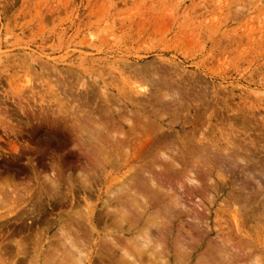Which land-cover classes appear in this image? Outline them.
<instances>
[{"label":"rangeland","instance_id":"1","mask_svg":"<svg viewBox=\"0 0 264 264\" xmlns=\"http://www.w3.org/2000/svg\"><path fill=\"white\" fill-rule=\"evenodd\" d=\"M140 187L179 264H264V0H0V249L100 264Z\"/></svg>","mask_w":264,"mask_h":264},{"label":"bare ground","instance_id":"2","mask_svg":"<svg viewBox=\"0 0 264 264\" xmlns=\"http://www.w3.org/2000/svg\"><path fill=\"white\" fill-rule=\"evenodd\" d=\"M96 117V116H95ZM135 135V134H134ZM145 174V172H143ZM46 177V176H45ZM81 177V176H80ZM83 177V175H82ZM148 177V176H147ZM152 177V176H151ZM85 178V177H84ZM153 178V177H152ZM50 179V178H49ZM149 179V178H148ZM81 180V179H80ZM87 180V179H86ZM150 180V179H149ZM54 181V180H53ZM140 181V180H139ZM153 180H151L152 182ZM189 181V180H188ZM58 182V181H57ZM147 182V180H146ZM149 182V181H148ZM151 182H149L151 184ZM155 182V181H154ZM141 183V181H140ZM139 183V184H140ZM153 183V182H152ZM147 184V183H146ZM163 184V183H162ZM164 185V184H163ZM141 186V185H140ZM154 186V185H153ZM151 185V187H153ZM158 186H161V185H158ZM167 186V185H166ZM26 187V186H25ZM125 187V186H124ZM131 187V186H130ZM135 187V186H134ZM139 187V185H138ZM4 188V187H3ZM121 188V187H120ZM137 188V187H136ZM141 188V187H140ZM146 188V187H145ZM159 188V187H158ZM161 188V187H160ZM159 188V189H160ZM152 189V188H151ZM163 189V188H161ZM166 189V188H165ZM124 190V189H123ZM127 190V189H126ZM138 191H134L132 193V191H130L132 194V196H134L133 198L131 197V203L133 208L135 209V214L137 213V215L139 216L138 217V220L136 222H133L132 218L134 217H131L129 215V211L127 212H124V208H121L116 211L117 214L120 215L119 219L122 220L123 219V225H124V231L126 229V231L131 235L130 238L127 239V241H125L124 243L120 242V243H117L115 241H112V240H109V238H107V244H106V248L103 252H101L102 254H100V258L98 256V259L100 260V264H143V258L146 259L145 262H147V264H164V261H163V255H166L168 257V259H170V263L171 264H179L180 262H182L188 255L189 251H191L189 249V246L186 244H182L181 241H179L180 243L178 242H171L170 238H168L167 240V246L164 245V241L161 242L159 239H157V237H155V239L153 238V235L155 233H158L159 230L157 231V227L158 226V221H160V217L155 215V216H152V217H144L146 218L145 221L143 219V213L144 211L149 207V203L146 199V191H144L143 187L141 189H137ZM158 190V189H157ZM168 190V189H167ZM166 190V191H167ZM9 191V190H7ZM11 191V190H10ZM34 191V190H33ZM47 191V190H46ZM148 191V190H147ZM152 191H154V188L152 189ZM151 191V192H152ZM165 191V190H164ZM2 194H3V191H1ZM16 191L12 192L13 194L15 193ZM22 192V191H21ZM110 192V191H109ZM149 192H150V188H149ZM149 192L148 195L150 194ZM5 193V192H4ZM112 193V192H111ZM158 193H160V190H158ZM9 194V193H8ZM57 194V193H56ZM146 194V195H145ZM153 194V193H152ZM157 194V193H156ZM154 194V195H156ZM169 194V193H168ZM7 195V193L5 194ZM4 195V196H5ZM23 195V194H22ZM153 195V197H154ZM159 195V194H158ZM156 195V196H158ZM11 196V195H10ZM16 196V195H15ZM25 196V195H24ZM40 196V195H39ZM38 196V198H39ZM154 197L155 199L157 197ZM164 196V195H163ZM163 196H161L160 198H162ZM166 196V195H165ZM170 196V195H169ZM14 196H11L10 198L9 197H6L5 196V199L4 197L2 196V198L0 197V209L3 210V209H6L7 206H4V204H10L11 201L14 199L13 198ZM18 197V196H17ZM16 197V198H17ZM20 197V196H19ZM125 197V196H124ZM128 197V198H130ZM167 197V196H166ZM165 197V198H166ZM113 198V197H112ZM136 198V199H135ZM152 198V199H154ZM159 198V199H160ZM164 198V199H165ZM173 198H176L175 195ZM35 199V197H34ZM133 199V200H132ZM138 199V200H137ZM150 199V198H149ZM158 199V198H157ZM156 199V200H157ZM16 200V199H14ZM163 200V198H162ZM169 200V199H168ZM21 201V200H20ZM33 201V200H31ZM154 201V200H153ZM153 201H151V204L153 203ZM159 201V200H158ZM10 202V203H9ZM15 202V201H14ZM39 202V201H38ZM157 202V201H155ZM161 202V201H160ZM169 202H171V208L172 209L176 203H173L175 202V200L172 202V201H168V205ZM18 203V202H17ZM16 203V204H17ZM12 204V203H11ZM15 204V206H16ZM19 204V203H18ZM154 204V203H153ZM167 204H165V206L160 205L162 207L167 208ZM30 205V204H29ZM34 205V204H33ZM178 205V204H177ZM182 205V204H181ZM2 206V207H1ZM4 206V208H3ZM173 206V207H172ZM119 207V205H118ZM177 207V206H175ZM35 208V207H34ZM117 208V207H116ZM132 208V209H133ZM184 208V207H183ZM169 209V207H168ZM15 210V209H14ZM110 210V209H109ZM154 210V209H153ZM159 210V209H158ZM167 210V209H166ZM184 210V209H183ZM112 211V210H111ZM162 211L164 212V210L162 209ZM172 211V210H171ZM176 211V210H175ZM32 214H33V211H31ZM36 212V211H35ZM114 212V211H113ZM29 213V212H28ZM126 213H127V216H126ZM146 213V212H145ZM154 213V212H153ZM157 213V212H155ZM168 213L169 210H168ZM9 214V213H8ZM148 214V213H147ZM146 214V215H147ZM85 215V214H84ZM9 216V215H8ZM80 216V215H79ZM148 216V215H147ZM168 216V215H167ZM171 216V215H170ZM21 219V217H19ZM164 220V218H161ZM117 220V219H116ZM169 220V219H168ZM237 220V219H236ZM119 221V220H118ZM144 221V222H143ZM78 222V221H77ZM165 222V221H164ZM164 222L162 223V220H161V223L160 224H164ZM121 223V222H120ZM134 223V224H133ZM77 224V223H76ZM171 224V223H170ZM122 225V224H121ZM127 225V227H126ZM72 226V225H71ZM162 226V225H160ZM170 226V225H169ZM74 227V226H73ZM119 227V225H118ZM121 227V226H120ZM84 228V227H83ZM62 229V228H61ZM94 229V228H93ZM165 229H168L167 227ZM77 230V229H75ZM74 230V231H75ZM171 230V229H170ZM2 231V230H1ZM157 231V232H156ZM162 231V230H161ZM165 231V230H163ZM60 232V231H59ZM62 232V231H61ZM80 232V231H79ZM166 232V231H165ZM164 232V233H165ZM5 233V232H4ZM77 233V232H76ZM74 233V234H76ZM162 233V232H161ZM59 234V233H58ZM61 234V239L60 241L62 240L63 242H61L60 244V247L62 248V252L59 254V248L55 249L56 254L53 255V252H50L51 253V256H50V253L49 255H45L43 254L42 252H39L38 250L41 248H43L39 243H37L36 245L34 244V247L31 249V253L29 252V246L28 245L26 246L24 243H26L24 241V243H14V245L12 247H5V249L3 250L2 248L0 249V264H84V262L88 259L87 258V255L90 254L91 251H89V253L86 255L84 254L85 250L88 251L86 249V246H89V245H85V239L87 238H83L81 240V234L78 233L79 235L81 236H77L75 237L74 235H70L69 233H60ZM166 234V233H165ZM163 234V235H165ZM168 236H171L172 235V232H168L167 233ZM59 237V236H58ZM166 237V235H165ZM28 238V237H27ZM35 238V237H34ZM163 238V237H162ZM172 238V237H171ZM177 239H179L177 237ZM182 239V238H181ZM25 240V239H24ZM37 240V239H36ZM58 240V239H57ZM104 240V238H103ZM27 241V240H26ZM59 241V240H58ZM106 241V240H105ZM104 241V242H105ZM11 242V241H10ZM22 242V241H21ZM88 242V241H87ZM191 242V241H190ZM12 243V242H11ZM31 243V242H30ZM189 243V242H188ZM5 244V243H4ZM101 244V243H100ZM9 245V243H8ZM7 245V246H8ZM2 246V245H1ZM33 246V245H32ZM31 246V247H32ZM37 246V247H36ZM100 246V245H99ZM214 246V245H213ZM216 246V245H215ZM28 247V248H27ZM59 247V246H58ZM50 248V246L48 247V249ZM52 248V247H51ZM51 248H50V251H51ZM218 249V248H217ZM3 250V251H2ZM46 250V249H45ZM54 251V249H52ZM61 250V249H60ZM220 250V248H219ZM216 253L213 252L211 255H213L214 253H216L218 256V259L219 261V264H237V263H233V261L235 260H231L230 257L229 259L231 260V262L229 261L228 263V259L224 258L225 256L221 257L220 253L222 251V248H221V251H219ZM229 250H230V247H229ZM232 250V248H231ZM234 250V249H233ZM42 251V250H41ZM54 251V252H55ZM224 251V250H223ZM226 251V250H225ZM114 252H119V255L117 256ZM211 252V250H210ZM232 252V251H230ZM239 252V251H238ZM86 253V252H85ZM209 252H207L208 254ZM234 253V251H233ZM31 254V255H30ZM206 254V255H207ZM56 255V257H55ZM92 255V254H91ZM99 255V254H97ZM217 255H213L211 256L212 257V261H210L209 259V262H207V264H215V260L217 259ZM233 255V254H232ZM247 255V254H246ZM228 256H231L228 255ZM55 257V258H54ZM204 257V256H203ZM203 257H201V260L203 261L202 264H206V262L204 263V261L208 260V259H202ZM216 257V259H215ZM91 258V257H90ZM184 258V259H183ZM200 258V257H199ZM198 258V260H199ZM233 258V257H232ZM165 259V258H164ZM187 259V258H186ZM190 259V258H189ZM214 259V260H213ZM234 259V258H233ZM255 259V258H254ZM89 260V259H88ZM96 260V259H95ZM197 260V259H196ZM200 260V261H201ZM238 260V259H236ZM92 261V260H91ZM94 261V260H93ZM186 261V260H185ZM245 261V260H244ZM251 261V260H250ZM253 261V260H252ZM88 262V261H87ZM168 264V262H165ZM250 263V262H249ZM88 264V263H86ZM90 264V263H89ZM92 264V262H91ZM99 264V263H98ZM192 264H195L192 263ZM217 264V263H216ZM248 264V263H247Z\"/></svg>","mask_w":264,"mask_h":264},{"label":"clouds","instance_id":"3","mask_svg":"<svg viewBox=\"0 0 264 264\" xmlns=\"http://www.w3.org/2000/svg\"><path fill=\"white\" fill-rule=\"evenodd\" d=\"M253 264H259V258L253 261Z\"/></svg>","mask_w":264,"mask_h":264}]
</instances>
